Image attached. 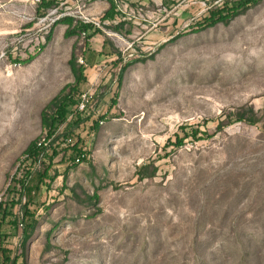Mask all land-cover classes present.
Wrapping results in <instances>:
<instances>
[{
	"label": "rangeland",
	"instance_id": "374dc122",
	"mask_svg": "<svg viewBox=\"0 0 264 264\" xmlns=\"http://www.w3.org/2000/svg\"><path fill=\"white\" fill-rule=\"evenodd\" d=\"M113 1L0 0V264H264V0Z\"/></svg>",
	"mask_w": 264,
	"mask_h": 264
},
{
	"label": "trees",
	"instance_id": "16d2710c",
	"mask_svg": "<svg viewBox=\"0 0 264 264\" xmlns=\"http://www.w3.org/2000/svg\"><path fill=\"white\" fill-rule=\"evenodd\" d=\"M111 3V9L106 13L105 19H109L111 14L113 13V9H114V1L113 0H109ZM45 5V6H44ZM43 7L47 8V10L52 9L53 3L49 2L46 3V0H43ZM239 13V12H238ZM229 19V18H228ZM221 20H226V18H221ZM219 20H216V22L213 24L215 25ZM75 22V20L73 18H65V19H61L62 24H65L66 26H68V30L66 33V36L69 37L71 35H75L76 33H89L91 31V29H93V27H91L88 24H84L83 22H79L77 23L78 27H77V31L74 32L71 30L73 23ZM224 22H228L224 21ZM96 33H98L97 30H95L93 33L89 34V38L88 39H92ZM70 66H71V70L75 76L76 82L80 83L84 78V70L82 67H80L77 64V59L76 57L73 55V58L70 61ZM127 70V67H125L123 70H121L120 76H123V74H125ZM72 93L70 91V87H67L66 89L63 90V92L56 97L51 103L50 105L47 107V109L44 111L43 115H42V119H43V124L47 127L50 128L52 130H54V127L56 125V123L59 121V119H61L60 121H64L65 120V115H66V107L68 105V103H70L72 100ZM56 110V114L58 116V118H51V116H49V111H53ZM59 121V122H60ZM35 145L32 146V148ZM32 148L30 149V151L32 150ZM21 226L24 227V232H23V239L24 242H27L31 239L32 235L34 234L38 223L34 220H23V223H21ZM3 264H15L14 262H11L9 258H4Z\"/></svg>",
	"mask_w": 264,
	"mask_h": 264
},
{
	"label": "built area",
	"instance_id": "2783aa9c",
	"mask_svg": "<svg viewBox=\"0 0 264 264\" xmlns=\"http://www.w3.org/2000/svg\"><path fill=\"white\" fill-rule=\"evenodd\" d=\"M91 98H92V96H88V94L82 95V101H81L80 106H79V109L81 111H84L86 109L87 104L89 102V99H91Z\"/></svg>",
	"mask_w": 264,
	"mask_h": 264
}]
</instances>
